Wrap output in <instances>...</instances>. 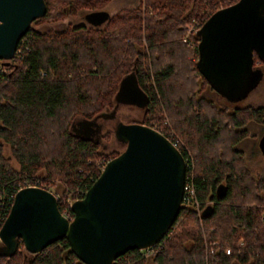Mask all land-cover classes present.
I'll use <instances>...</instances> for the list:
<instances>
[{
  "label": "trees",
  "instance_id": "trees-1",
  "mask_svg": "<svg viewBox=\"0 0 264 264\" xmlns=\"http://www.w3.org/2000/svg\"><path fill=\"white\" fill-rule=\"evenodd\" d=\"M106 1L44 0L43 14L30 21L12 58L0 60V222L20 181L49 190V180H56L58 210L71 217L65 197L83 194L100 170L96 160L107 154L96 137L72 126L112 109L120 78L131 73L146 96L137 122L168 136L166 118L168 138L176 137L178 150L184 156L186 148L193 160L199 208L180 203L167 232L150 246V262L264 264V173H254L235 147L247 121L263 122V109L251 104L228 109L198 94L210 85L195 65L197 36L192 34V48L180 39L190 19L197 27L211 11L235 0H132L98 25L87 22L84 15L104 9ZM76 15L87 24L68 20L59 27H36ZM109 134L104 129L100 137ZM209 241H215L212 252ZM3 249L0 241V264H85L64 238L36 252L26 251L19 240L10 253ZM142 249H128L111 264H146Z\"/></svg>",
  "mask_w": 264,
  "mask_h": 264
},
{
  "label": "water",
  "instance_id": "water-1",
  "mask_svg": "<svg viewBox=\"0 0 264 264\" xmlns=\"http://www.w3.org/2000/svg\"><path fill=\"white\" fill-rule=\"evenodd\" d=\"M44 10V0H0V60L12 58L17 40ZM107 16L106 10L96 9L84 18L98 25ZM195 34L198 71L225 96L238 92L257 76L253 54L264 61V0H235L217 7ZM114 100L143 106L146 96L127 73ZM114 135L123 147L104 162L83 194L69 202L71 217L58 210L54 194L45 187L24 185L14 191L0 223L3 253L13 251L18 240L26 251L36 252L64 238L85 264H111L124 251L162 238L180 207L183 156L165 135L144 123L117 122ZM215 190L220 194L221 184Z\"/></svg>",
  "mask_w": 264,
  "mask_h": 264
},
{
  "label": "rangeland",
  "instance_id": "rangeland-1",
  "mask_svg": "<svg viewBox=\"0 0 264 264\" xmlns=\"http://www.w3.org/2000/svg\"><path fill=\"white\" fill-rule=\"evenodd\" d=\"M132 2V0H109L103 3L102 7L108 12L111 13L113 11H116L123 5H128ZM221 2H219L220 4ZM68 20L74 21L75 23H84L87 24L86 21L79 17V15L68 18L65 17L57 22H48L44 24L36 25L38 28H42L45 25L46 26H52V27H59L64 25ZM196 26V22L194 19H190L189 22H187L184 26L183 34L181 35L180 39L183 42V44L187 48H192L193 43V37H192V30ZM194 55H192V58ZM3 61V60H2ZM260 70H256L257 76L254 77L253 80H251L248 84V86L243 87L242 90H239L238 92H231L227 93L228 96H225L224 94L218 92L219 90H215L211 86L203 85L198 94H202L210 99H212L217 105L226 107L230 109L233 106L237 105H244V104H251V105H260L263 109V122L253 121L249 120L245 123L246 133L245 135L239 139L235 143V147L239 148L241 150L242 156L244 158V161L250 169L257 174L264 173V142H263V136H264V64L258 66ZM200 80V78H197ZM142 105L134 102H117L114 107L107 108L104 110L106 113L104 116H96L95 120L97 122L96 128L94 130L90 131V136L96 137V139L99 142L100 149L107 152L105 154L106 156L100 158L98 161L96 160L95 166L101 168L102 163L105 159L109 158L112 153L109 152L110 150H121L123 147L122 142H119L118 139L114 135V126L117 122H128V121H137L140 119L142 114ZM77 119L75 120V122ZM162 124L165 126V132L171 133L172 131H168L169 123L166 120V118H162ZM75 125V123H74ZM102 127V128H101ZM104 129L109 130V136L100 137V134L103 132ZM171 129V128H170ZM6 150V149H5ZM191 158V163H192ZM39 177V176H38ZM37 182L40 180V178L36 179ZM51 182V184H50ZM26 181L22 182L20 181V185L25 184ZM29 183V182H27ZM46 185V184H44ZM47 187L49 190L56 196L59 193V190L61 188L60 184L56 180H49V183H47ZM69 192V191H68ZM60 197V196H59ZM71 199H73V196L67 195L65 197L66 202H70ZM144 250V255L148 257L146 264H152L150 262L149 256L152 251H146Z\"/></svg>",
  "mask_w": 264,
  "mask_h": 264
},
{
  "label": "built area",
  "instance_id": "built-area-1",
  "mask_svg": "<svg viewBox=\"0 0 264 264\" xmlns=\"http://www.w3.org/2000/svg\"><path fill=\"white\" fill-rule=\"evenodd\" d=\"M198 27L199 26H197V27L195 26L194 27V29L192 30V34H195V32H196ZM170 134L171 133H169L168 136H171ZM168 136H166V137L168 138ZM169 140L174 146H177V144H178V140L177 139L171 138ZM105 161L106 160H104V162ZM183 161H184V175H183V182H182L181 202H183L185 204L188 203V204L194 206L195 208L199 209L198 208V201H197V199L194 196V190H193V186H192V179H191V174H190L192 163H191L190 155H188V154L186 155L185 154L183 156ZM104 162L102 164H104ZM27 182H29V183H27ZM24 185H37V184H36V181H26L25 184L19 185V187L20 186H24ZM67 203L69 205V201ZM213 245H215V241H209V242L206 243V247H207V251L208 252H212ZM150 246H147L144 249H147L146 251H151L152 249H150L151 248ZM228 251H229L228 247H225L224 248V252H228Z\"/></svg>",
  "mask_w": 264,
  "mask_h": 264
},
{
  "label": "flooded vegetation",
  "instance_id": "flooded-vegetation-1",
  "mask_svg": "<svg viewBox=\"0 0 264 264\" xmlns=\"http://www.w3.org/2000/svg\"><path fill=\"white\" fill-rule=\"evenodd\" d=\"M255 57V59H254ZM264 61L262 59H259L256 54H253V61H252V68H257V64L262 65ZM100 116V115H99ZM97 118V117H96ZM75 125L72 126L74 127L73 130L76 132V133H79V134H83V135H90V131L94 130V128H96V126L98 125L96 120H95V117L93 120L91 121H80V120H77L76 122H74ZM102 128V127H101ZM264 137V136H263ZM175 139H177L176 137H174ZM178 140V139H177ZM264 142V141H263ZM180 143V141L178 140V144ZM239 149V148H238ZM184 151H185V154L187 155H190L188 153V150L186 148H184Z\"/></svg>",
  "mask_w": 264,
  "mask_h": 264
}]
</instances>
